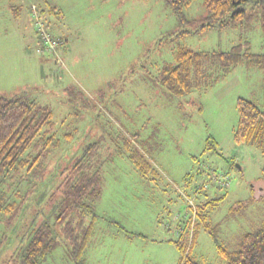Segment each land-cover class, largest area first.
<instances>
[{
    "label": "rangeland",
    "instance_id": "374dc122",
    "mask_svg": "<svg viewBox=\"0 0 264 264\" xmlns=\"http://www.w3.org/2000/svg\"><path fill=\"white\" fill-rule=\"evenodd\" d=\"M34 5L61 39L54 56L37 51ZM205 13L203 1L194 0L186 15L196 18L195 24L183 25L169 0H0V96L25 92L49 105L52 131L61 139L42 179L23 186L27 208L17 225L0 227V264L26 240L30 224L54 221L63 179L84 146L95 141L103 161L102 191L87 264H176L180 253L170 239L197 221L199 203L222 195L210 216L228 248H236L241 233L264 218V155L234 140L237 99L264 106V70L240 65L214 89L183 96L154 80L163 63L174 61L177 42L199 50L243 44L264 52L257 23L174 39ZM128 141L149 158L155 172L145 176L135 168ZM215 175L230 183L222 185ZM63 239L42 264H73ZM193 253L225 264L203 227Z\"/></svg>",
    "mask_w": 264,
    "mask_h": 264
},
{
    "label": "trees",
    "instance_id": "16d2710c",
    "mask_svg": "<svg viewBox=\"0 0 264 264\" xmlns=\"http://www.w3.org/2000/svg\"><path fill=\"white\" fill-rule=\"evenodd\" d=\"M193 1L169 0L183 25L195 24L196 18L186 15V9ZM202 1L206 13L197 19L199 24L180 29L174 39L178 41L179 38L203 33L212 27L237 25L250 29L256 23L264 33V0ZM240 65L264 70V52L251 51L243 44L229 50H199L177 42L174 61L163 63L154 80L171 93L183 96L196 90L214 89ZM236 106L239 118L234 129V140L254 145L264 155V106L244 97L237 99ZM54 126V113L49 105L39 103L25 92L9 97L0 96L1 228L12 229L17 225L23 210L27 208L23 186L42 179L54 149L60 147L61 139L52 131ZM126 148L129 160L141 174L148 176L155 172L153 163L138 147L128 141ZM98 149V141L90 142L74 160L72 171L62 182V194L55 208L54 221L46 219L40 224L32 221L33 224L25 230L26 240L1 264H42L62 238L69 248L73 264H87L85 253L97 219L96 201L102 191L103 161L99 159ZM262 178L264 180V168ZM222 198L223 195L199 203L197 221L192 225L188 223L178 239H170L180 253L176 264H214L199 259L193 253L201 227L211 235L225 264H264V218L250 230L241 233L234 249L218 239L219 224L213 222L210 211ZM238 205L245 206L247 202L238 201ZM2 243L0 238V247Z\"/></svg>",
    "mask_w": 264,
    "mask_h": 264
},
{
    "label": "built area",
    "instance_id": "2783aa9c",
    "mask_svg": "<svg viewBox=\"0 0 264 264\" xmlns=\"http://www.w3.org/2000/svg\"><path fill=\"white\" fill-rule=\"evenodd\" d=\"M35 15L37 16V30L40 31V40H39V46L37 48V51L40 55H56L57 48L60 44V40L53 37L52 32L47 27L45 22L39 17L37 14V7L36 5L33 6ZM58 62H63V59L61 57L58 58ZM221 180L222 185L229 184L228 177L225 176H217L215 175V180Z\"/></svg>",
    "mask_w": 264,
    "mask_h": 264
},
{
    "label": "water",
    "instance_id": "95a60500",
    "mask_svg": "<svg viewBox=\"0 0 264 264\" xmlns=\"http://www.w3.org/2000/svg\"><path fill=\"white\" fill-rule=\"evenodd\" d=\"M237 166H238L239 168H241L239 164H237Z\"/></svg>",
    "mask_w": 264,
    "mask_h": 264
}]
</instances>
